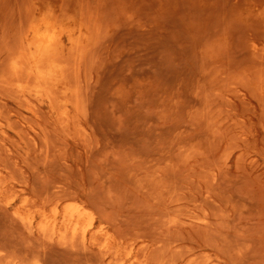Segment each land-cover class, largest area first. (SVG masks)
<instances>
[{"label":"rangeland","instance_id":"obj_1","mask_svg":"<svg viewBox=\"0 0 264 264\" xmlns=\"http://www.w3.org/2000/svg\"><path fill=\"white\" fill-rule=\"evenodd\" d=\"M28 1L0 0L2 264L64 254L74 205L87 216L68 237L111 234L166 264H264V95L240 74L264 71L240 50L264 38L263 21L248 32L226 10V25L224 0L103 1L80 115L65 126L46 98L17 99L5 82Z\"/></svg>","mask_w":264,"mask_h":264},{"label":"bare ground","instance_id":"obj_2","mask_svg":"<svg viewBox=\"0 0 264 264\" xmlns=\"http://www.w3.org/2000/svg\"><path fill=\"white\" fill-rule=\"evenodd\" d=\"M103 1L105 0L28 1V7H25L26 24L18 33L15 50L11 54H9L8 72L5 78V82L11 85V91L13 92L15 98L17 97V99L20 100L28 99L29 97H35L38 99L46 98L49 101L52 109H56L57 112H60L59 117L63 125L69 126L71 123L75 122V119L79 117L81 111L79 109L82 95L81 83L84 80V77L87 76L86 73L87 71H89L88 69H90L88 67L89 63H93L89 59L91 58V53V59L93 60V58L95 57V54L93 55V53L95 51L97 52L98 50L97 47L96 50L92 52L93 47L95 48V46L98 45L94 44L92 40L96 41V39L93 38L95 36L100 37L99 35H95V33L100 30L101 27V13L98 10L100 9L101 4L104 8ZM120 1V5H125L124 0ZM145 1L146 2L144 3V5L145 7H147L146 3H148V1ZM250 1L227 0L226 5V0H224L223 5L220 4L221 7L216 6L217 8H215L217 10L220 8L224 9L220 11L218 10L220 12V15L224 12V14L221 15V19L223 18V16L225 17L228 12H231L232 15L240 18L244 22L243 24L247 27L248 32L251 29L256 30L255 32L258 33L259 30L256 29L257 26H259L262 21L264 24V2L259 5L256 0L254 1L257 4L251 3ZM155 2L158 3V6L162 3H159L158 0H155ZM93 4H97V6H93ZM149 4L150 3H148V5ZM213 4L212 8L214 7ZM151 5L152 4H150V7ZM120 8V15L125 17V14H122V12H125L122 11L123 7L121 6ZM215 8L214 10L217 11ZM210 10L213 9L210 8ZM226 10L230 11L227 12ZM127 11H130V9H128ZM127 11L126 13H129ZM218 11L216 13H218ZM216 13L215 15H217ZM228 14L226 15L227 18ZM130 15L128 18L129 20L131 19ZM229 16L231 15L229 14ZM227 18H225V20H223V18L222 21L227 22ZM263 24H261V26ZM255 26L256 28H253ZM247 30H245L244 33ZM260 32H262V30ZM246 34L248 33L246 32ZM262 34L264 35V27ZM262 34H260V36ZM244 40L242 42V45L244 43L245 47L241 46L242 48H244H241L240 50L244 51L247 47L248 48L246 49V51H244V53L246 52L245 54L239 50V55L243 57L244 55L247 56V54H249L251 57L248 55L247 59L244 56V59H242L244 60L243 62H246L245 59L250 60L249 58H254L255 61H252V63L254 62L253 65L255 64V67L253 65L252 67L255 69L258 66L259 69H264V38H262V36H257V34H251L250 39H248L249 43L247 41L248 46L246 40ZM98 42L99 41L97 40V43ZM250 62H247L248 64H246V66H251ZM222 66H225L226 68ZM222 66V71L225 69L227 70L226 65L222 64ZM244 69L245 68H243L242 70ZM248 69H250V67ZM248 69L245 70L247 71ZM226 70L224 72H226ZM257 70L255 73V70L252 69L250 73L254 72V75L250 76L248 74H243L244 72L241 71L240 74L243 75L241 76V79H246L247 81L249 80L248 82L245 80L246 83L248 84L250 82L249 86L251 85L257 87L260 90L261 94L264 95V71L258 70L257 73ZM244 76L248 77V79L246 77L243 79ZM216 77L217 76H215V79ZM254 87H250V89ZM259 90L254 89L252 90V92L255 91L253 93L258 98H261V95L256 92ZM257 94L260 96H258ZM33 112L36 113V111L34 110ZM86 216L87 209L85 208V206H69L62 215V222L59 227L60 236L57 239L58 244L62 247V253L64 254H60L61 251H58L59 255H57V253L44 251V253H41L40 255L38 254L36 257H34V259L29 264H47L46 259H51L53 261V264H166L167 260L164 259V255H166L165 253H163V257L160 258V256H158L157 254L161 255L162 252H157V254L154 252L153 254V251H155L153 248L152 252H149V254L145 253L146 251L141 254H139V252L133 254V249L127 247L123 241L118 240L119 238L116 239L111 234L106 233L105 236L100 238L98 237L97 231H91L90 234H88L87 228H84V231L81 232L80 236L78 237H76V233H73L71 237L63 234V231L68 229V226L72 227L75 230L76 227H78V225L83 220H85ZM91 224L92 223H89L88 226H90ZM88 239L91 240L92 244L95 243L98 245L97 251L92 248L90 250L86 249L87 251H85V253V249L82 250L83 252L77 251L78 248L79 250L80 248H82V245H87ZM77 242L81 243L80 247H77ZM133 244L134 243L132 242L131 246H133ZM85 247L86 246H84V248ZM141 247H143L142 249L144 251V249L146 250L148 245L145 248L144 246ZM138 251H140V249H138ZM82 253H84V255ZM6 256L7 255H5V253L0 251V264H2V260L5 259ZM196 260L197 259L195 258V260L191 261V264H196ZM196 262L198 263L200 261L197 260ZM3 264L27 263H24L21 259L16 260L14 258L13 261H5Z\"/></svg>","mask_w":264,"mask_h":264}]
</instances>
